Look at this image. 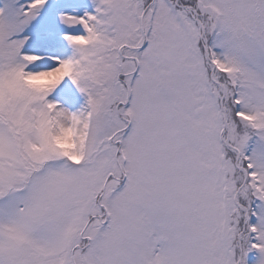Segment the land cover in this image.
Returning a JSON list of instances; mask_svg holds the SVG:
<instances>
[{"label": "snow or ice", "instance_id": "1", "mask_svg": "<svg viewBox=\"0 0 264 264\" xmlns=\"http://www.w3.org/2000/svg\"><path fill=\"white\" fill-rule=\"evenodd\" d=\"M0 264H264V0H0Z\"/></svg>", "mask_w": 264, "mask_h": 264}]
</instances>
